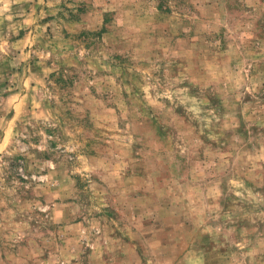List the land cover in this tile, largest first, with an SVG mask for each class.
I'll return each instance as SVG.
<instances>
[{
  "label": "rangeland",
  "instance_id": "rangeland-1",
  "mask_svg": "<svg viewBox=\"0 0 264 264\" xmlns=\"http://www.w3.org/2000/svg\"><path fill=\"white\" fill-rule=\"evenodd\" d=\"M0 264H264V0H0Z\"/></svg>",
  "mask_w": 264,
  "mask_h": 264
}]
</instances>
